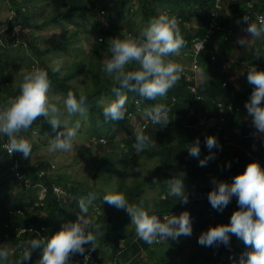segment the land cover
I'll return each mask as SVG.
<instances>
[{"label": "trees", "instance_id": "16d2710c", "mask_svg": "<svg viewBox=\"0 0 264 264\" xmlns=\"http://www.w3.org/2000/svg\"><path fill=\"white\" fill-rule=\"evenodd\" d=\"M166 1L0 0L8 7L9 12H13L7 30L0 33V106L8 98L18 94L17 85L27 68H43L47 71L50 82V102L56 103L59 108L62 109L61 101L68 90H72L74 95L82 93L85 96L83 114L74 113L68 116L64 113L61 119L67 121L64 126H71L73 121L79 120L84 134L83 140H80L84 145H92L95 162L93 172L89 173L91 169H86L87 172L82 175L78 168V152L72 156V161L77 160L74 165L72 161L63 163L61 156V159L55 157L54 151L52 157L47 155L48 141L57 130L63 128L62 125H57L53 129L47 117L38 116L31 124L38 135L37 142L30 141L32 149L28 158H23L15 151L8 155L0 149V245L9 251V264H12L20 249L25 246L24 241L36 237L37 233L47 237L57 231L65 221L74 220L78 212L77 201L90 190L100 194L122 192L129 202L137 206L143 201H149L148 192L157 191L152 206L146 205V211L170 214L186 208L190 215L191 235H182L180 244L172 240L149 246L136 235L126 212L102 202L98 195L88 213L83 215L88 221L89 231L95 225H101L99 235L93 243L96 252L110 261L144 264L142 253L146 255L149 251H157L164 255L168 251L177 258L173 263L168 261V264H232L248 247L241 244L231 233L227 246L222 243L204 246L192 241L210 225L228 222L218 211L213 210L208 217L209 205L203 199L197 201L193 198L194 193L208 189L213 180L224 181L228 176L242 172L251 160L258 161L264 167V133L254 142L247 137L250 128L243 122L245 116L242 111H246L244 102L251 89L242 93L231 83L237 81L239 74L230 72L228 67H222V63L230 60V57L223 55L218 64L211 61L213 52L209 51L213 49L212 38L209 37L200 53L204 56H199L200 62L197 63L198 69L194 78L187 79L181 72L166 94L154 99L140 97L134 92L122 89V93L126 95L124 117L105 122L101 114L102 106L114 98L111 88L116 82L101 71L102 62L108 56L107 42L113 36H135L150 18L161 13L172 15L180 23L191 26L197 16L202 18L201 22H207L211 7L208 0H171L172 4ZM246 1L249 0L229 2L226 7L228 15L222 14L220 17L222 29L226 30L229 23L242 13V5ZM254 1L259 4L262 0ZM17 24L21 26V30H17ZM42 28L48 31L46 36L33 35V32H39ZM179 32L186 41L181 49L185 51L190 47L191 38H203L208 30L184 26V30ZM18 40L19 43H16ZM227 47L231 49L228 43ZM249 53L252 52L245 50L238 53L239 61ZM54 64L60 65L58 72L50 70ZM135 67L133 62L127 64L125 70ZM23 69L24 72L18 79L14 82L10 80L12 70L17 73ZM237 69L241 67L235 65V71ZM57 97L60 99H56ZM261 103H264V99ZM154 104L167 106L166 125L152 124L144 115L143 110ZM95 119L97 121L91 122ZM141 126H145L143 132L149 136L150 143L136 152L131 145L134 131ZM79 130L77 136L80 135ZM208 134L215 135L221 147L211 150L215 153L214 159H210L205 166H198V158L189 156L185 145L198 138L200 155L204 156L209 151L204 146V137ZM20 135L29 140V129L21 130ZM223 136L229 137L235 145L242 148L236 152L231 150L233 153H229L228 159L221 155ZM97 138L106 142L94 143ZM5 139L0 136V143ZM52 158L58 164L50 162ZM14 161L16 171L25 178H30L28 186L16 180L10 170ZM139 161L154 162L141 179L140 170L132 171L142 163L138 164ZM69 165L75 167L79 174L72 177L61 171L62 167ZM51 166L55 169L49 175L46 170ZM180 169L185 171L179 173ZM40 171L44 173L38 177ZM173 175L183 179L188 194L186 203L176 201V197L167 190V179ZM208 177L211 185L207 183ZM32 182L45 189L42 199H39L40 187ZM106 182L108 190L102 187ZM95 183H99L100 187L97 188ZM53 186L63 192L60 197L53 193ZM126 227V231H122ZM78 255L81 253H73L69 257L75 258ZM39 256V249H33L29 259L22 260L21 264H36ZM95 256L97 257L96 254ZM146 260L148 264H152L150 257Z\"/></svg>", "mask_w": 264, "mask_h": 264}, {"label": "clouds", "instance_id": "9594fccd", "mask_svg": "<svg viewBox=\"0 0 264 264\" xmlns=\"http://www.w3.org/2000/svg\"><path fill=\"white\" fill-rule=\"evenodd\" d=\"M216 1L210 0L211 7L207 14V22H201L200 19L202 18L197 16L192 26L187 23L183 24L185 28L196 29L200 27L208 30L203 38H192L188 50L181 51L186 45V41L177 29V23L180 21L166 13L150 18L135 36L131 34L124 38L113 36L107 42L108 56L102 62L101 71L108 74L116 82V85L111 88L114 98L101 108L105 122L117 121L124 117L126 95L122 93V89L134 92L140 97L154 99L157 96H164L179 78L181 72L187 79L194 78L198 69L197 63L200 62L197 58L209 37L215 40L214 34L218 33V37L224 38L231 32L229 31L225 35L224 32L230 29L228 27L226 30L222 29L219 23L222 14L228 15L227 5L229 2L240 3L242 0H219V6L215 4ZM242 6H244L242 10H245L244 16L241 17V20L245 22L243 31L250 36H259L264 33V23L253 13L254 7L258 6V3L249 0L244 2ZM211 18L217 23L214 27L210 24ZM246 42L245 37L237 39V43L242 47ZM170 54L174 55L173 59H166ZM187 57L190 58V62H183L184 58ZM210 59L217 64L218 60H222L221 57L215 58L212 54ZM133 62L136 67L125 70V66ZM194 63L196 68H193ZM222 67H228L230 72H234V70H230V63L226 61L222 63ZM240 67L236 83H231L242 93L249 91L245 79L248 84L253 86L248 99L244 102L246 111H242V114L245 116L243 122L250 128L247 137L256 142L261 133H264V103H261L264 99V65L256 62V65L250 64L248 67H242L240 63ZM232 68H234L233 64ZM50 70L58 72L60 65L54 64ZM49 83L47 71L43 68L33 67L31 70H26L17 85L18 94L8 98L6 103L0 106V136L6 138L3 143H0V149H3L8 155L15 151L19 152L23 158L29 157L32 149L30 136L32 133H37L31 124L38 116L47 117V121L53 129H56L57 125L63 126L48 141L49 152H67L73 149L80 122L76 120L72 122L71 126H64L67 121L62 120L61 116L64 113L68 116L74 113L83 114L85 96L82 93L74 95L72 90H68L61 101V109L56 103L50 102L48 96ZM191 90L194 91V88L191 87ZM56 99L59 100L60 98L57 97ZM218 107L221 108L220 105ZM167 111L166 105L154 104L150 108H145L143 113L152 124L164 126L168 122ZM249 116L251 120H249ZM144 128L145 126H141L134 131L131 147L136 152L150 143L149 136L143 132ZM27 129H29V140L20 135L21 130L26 131ZM222 140L221 155L224 159L230 157L229 151L235 150L234 152H236L242 149L235 145L229 137L223 136ZM93 142H105V140L97 138ZM199 144V139L194 138L185 147L189 156L198 158V166H205L210 159L215 158V153L211 150L214 147L219 149L221 146L215 135L208 134L204 137V146L209 151L206 155L201 156ZM53 169L55 167L51 166L46 170V173L51 175ZM10 170L16 180L23 182L25 186L30 184V178H25L23 174L16 171L15 161ZM132 171H137V168L134 167ZM43 173L40 171L38 177ZM209 177L211 178L210 175ZM209 177L207 183L211 185ZM32 184L40 187L39 199H42L45 189L36 182H32ZM213 185L215 186L212 187ZM210 187L212 189L209 190ZM210 187L194 193L193 198L197 201L203 199L209 205L208 217L214 210L221 212L222 217L228 222L210 225L206 230H202L197 236V243L204 246L222 243L227 246L231 233L237 237L236 239L241 244L250 245L241 252L237 260L232 261V264H264V167H261L258 161L251 160L245 165L242 172L230 175L224 181L213 180ZM52 190L59 197L63 194L56 186H53ZM167 190L176 197V201L187 202L188 194L185 191L182 178L175 175L169 177ZM98 195L102 202H106L117 209H123L129 216L136 235L149 246L155 245V243L164 244L172 240L180 244L183 239L182 235H191V219L186 208H181L170 214H159L156 211H146V205L143 209L135 203L129 202L122 192L100 194L95 190H90L85 197H81L77 201L78 212H76L74 220L65 221L57 231L47 237L37 233L36 237L24 241L25 246L20 249L19 255L12 264H21L22 260L27 261L33 249L40 251L36 264H127L110 261L96 252L93 241L99 235L101 225H95L94 229L89 231L88 221L83 214L88 213L89 207L92 206L93 200ZM73 253H81V255L70 258L69 256ZM148 253L152 254L150 251L147 252L146 258L149 257ZM8 257L9 251L5 246L0 245V264H9Z\"/></svg>", "mask_w": 264, "mask_h": 264}, {"label": "rangeland", "instance_id": "374dc122", "mask_svg": "<svg viewBox=\"0 0 264 264\" xmlns=\"http://www.w3.org/2000/svg\"><path fill=\"white\" fill-rule=\"evenodd\" d=\"M166 2L168 4H172V1L171 0H167ZM208 3H209V5L211 4L210 0H209ZM244 12H245V10H242V13L239 14V15H237L235 17V19L232 22L229 23L230 26L228 27V29H230L232 31L233 30H243V28L245 26V22L241 20V17L244 16L243 15ZM12 17H13V12H11V11L9 12L8 7L4 3L0 2V33L2 31H4V30H7V28H8L7 25L12 20ZM251 21L252 22H255L254 20H251ZM16 28H17V30H19V29L21 30V26L19 24L16 25ZM177 29L178 30H184L183 24L182 23H177ZM47 33H48V31L46 29L42 28V30H39V32L38 31L33 32V35H37L38 34L37 36H39V35L46 36ZM181 33H183V31ZM214 36H215V38H218V33H215ZM182 38H183V35H182ZM234 38H236L235 42L237 43V39L239 37L238 36L235 37V35L233 34L232 35V40ZM16 43H19V40ZM16 43H14V44H16ZM237 45L240 48H242V46L240 44H237ZM218 46L221 47V48H223V44L222 43H218ZM260 50H261V48L258 47L254 51V53L257 54V56L259 58L262 57L264 59V56H262V55H264V52H261ZM202 54H200L199 56L202 57ZM19 55L20 54L18 53V56ZM173 57H174V55H172V54H170L168 56V58L170 60H172ZM186 61L187 62H190V58L189 57L184 58L183 62H186ZM22 63H24V61H22ZM30 68L31 67H29V69ZM29 69L27 68V70H29ZM12 71L13 72L11 74L10 80H12L14 82L16 79H18L20 77L19 75L22 72H24V69L21 70V71H19V72H17V73H16L15 70H12ZM233 83L235 84L236 81H233ZM79 87H81V86H79ZM94 121H97V120L96 119L95 120H91V122H94ZM82 130H83V128L81 127L80 130H79L80 135H78V136L75 137V145H74V147H73L72 150L67 151V152H64V151H54V153H55V157H59L60 158V156H61L63 163H66V162L68 163L69 161L70 162L72 161L73 153L78 152L77 155L79 156V162H80L79 165H78V168H80V171H81L82 175L83 174L85 175V173L89 169H91V171H89V173L93 172V168L95 166V162H94V153H93L94 148L91 147L92 145H86V144L84 145V143L80 140V139L83 140V137H84V134L82 133ZM97 134H99V133H97ZM37 135H38L37 133H32L31 136H30L31 141L37 142ZM104 143L102 142V144H104ZM84 149H85V151H83ZM231 152H233V151H229V153H231ZM38 154H40V153L38 152ZM48 154L51 156L52 155V152H48L47 155ZM224 155H226V154H224ZM50 162H52L54 164L55 163L58 164V161L57 160L55 161V159H53V158L51 159ZM76 162H77V160L76 159H73V161H72L73 165ZM139 163H141V164L138 165L135 168H137V170H140L141 171V174H140V179H141L143 176L146 175V170L154 165V162L139 161L138 164ZM55 166H58V165H55ZM75 170H76V168L73 167L72 165H69V166L62 167L61 168V171L66 172L67 174H69L72 177H74L75 175H78L79 174ZM183 171H185V170L184 169L178 170L179 173L180 172H183ZM105 179H107V177ZM100 181H101V179H100ZM95 186L97 188H99L100 187V184L99 183H95ZM107 186H108V182H106L102 187L103 188H106ZM106 189H104V190H106ZM156 194H157V191L148 192L147 193V197H148V200L149 201L148 202H144V201L141 202L139 207H141L143 209H144L145 205L151 207L152 206V200L156 196ZM125 229H127V227L124 228L122 231H125ZM192 241L197 242V239L192 240ZM248 247H250V245ZM236 254H238V253H236ZM148 256L152 259V261H151L152 264H168V261H170L171 263H173V262H175L177 260V258L175 257V255L174 256H171L168 251L164 255H160V254L157 253V251H154L152 254H149L148 253ZM142 257H143V260H144L143 262H146V264H148V262L145 259L146 256L143 253H142ZM195 263L196 264H199L198 262H195Z\"/></svg>", "mask_w": 264, "mask_h": 264}, {"label": "crops", "instance_id": "0c3cea01", "mask_svg": "<svg viewBox=\"0 0 264 264\" xmlns=\"http://www.w3.org/2000/svg\"><path fill=\"white\" fill-rule=\"evenodd\" d=\"M258 7L260 9H256L254 7L253 13L256 14V16L258 18H260L262 20V22L264 23V0H262L261 3L258 4ZM257 25L259 26L260 24L258 23ZM229 31H231V32L228 33ZM233 34L235 35V37L238 36L239 38L240 37L246 38L247 42L242 48H240L237 45L238 43L235 42L236 38H234L232 40ZM225 35L226 36L224 38L223 37L214 38L215 40H212V42H211L213 49L210 50L209 53L213 52L212 55L215 58L222 57L223 55H226L228 58L230 57V60H227L226 62L234 65V68H233L234 72H236L235 71V65L240 67V63L242 64V67H244V66L248 67L250 64L256 65V62L264 65V59L262 57L259 58L257 56V54L254 53V51L258 47L261 48V50H260L261 52H264V33H261L259 36H250V34L244 32L243 30H233V31L232 30H226ZM218 43H222L223 48L219 47ZM227 43L232 50L227 47ZM203 50H204V45L202 47V51ZM245 50L251 51L252 53H249V54H247V56H245V57L249 56L248 58L245 59V57H244L243 59H241L239 61L238 53H240L242 51L245 52ZM203 56H204V54H203ZM262 56H264V55H262ZM197 60H200L199 56H198ZM260 66H258V67H260ZM238 70L239 69H237V72H236L237 74H238ZM245 84H246L247 88L252 89L253 86L248 84L246 79H245ZM245 92H248V91H245Z\"/></svg>", "mask_w": 264, "mask_h": 264}, {"label": "built area", "instance_id": "2783aa9c", "mask_svg": "<svg viewBox=\"0 0 264 264\" xmlns=\"http://www.w3.org/2000/svg\"><path fill=\"white\" fill-rule=\"evenodd\" d=\"M219 0H217L216 2H215V4L217 5V6H219ZM250 6V5H249ZM210 24H211V26H216L217 25V23H216V21L213 19V18H211L210 19ZM196 51H198V48H196ZM195 62V61H194ZM193 68H196V64L194 63L193 64ZM95 264V263H94Z\"/></svg>", "mask_w": 264, "mask_h": 264}, {"label": "water", "instance_id": "95a60500", "mask_svg": "<svg viewBox=\"0 0 264 264\" xmlns=\"http://www.w3.org/2000/svg\"><path fill=\"white\" fill-rule=\"evenodd\" d=\"M230 70L233 71L232 64H230Z\"/></svg>", "mask_w": 264, "mask_h": 264}]
</instances>
